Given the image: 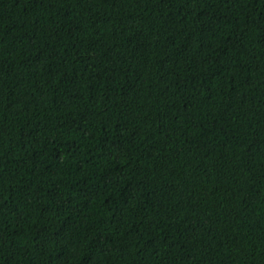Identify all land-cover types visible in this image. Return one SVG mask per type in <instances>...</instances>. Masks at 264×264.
Segmentation results:
<instances>
[{
    "label": "trees",
    "instance_id": "1",
    "mask_svg": "<svg viewBox=\"0 0 264 264\" xmlns=\"http://www.w3.org/2000/svg\"><path fill=\"white\" fill-rule=\"evenodd\" d=\"M0 264H264V0H0Z\"/></svg>",
    "mask_w": 264,
    "mask_h": 264
}]
</instances>
